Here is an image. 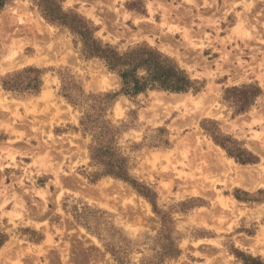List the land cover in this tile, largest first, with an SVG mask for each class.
Masks as SVG:
<instances>
[{
  "label": "rangeland",
  "instance_id": "1",
  "mask_svg": "<svg viewBox=\"0 0 264 264\" xmlns=\"http://www.w3.org/2000/svg\"><path fill=\"white\" fill-rule=\"evenodd\" d=\"M54 1L120 53L168 56L197 91L122 94L37 0L5 7L0 264H264V0ZM102 147L136 186L105 173Z\"/></svg>",
  "mask_w": 264,
  "mask_h": 264
},
{
  "label": "trees",
  "instance_id": "2",
  "mask_svg": "<svg viewBox=\"0 0 264 264\" xmlns=\"http://www.w3.org/2000/svg\"><path fill=\"white\" fill-rule=\"evenodd\" d=\"M15 0H0V12ZM41 11L47 21L65 26L79 36L82 41V52L87 58H100L108 69L117 73L122 80L121 93L134 97L148 90L159 89L174 93H186L190 90L197 91L196 82L175 61L168 56L150 47L137 46L124 53L118 52L108 44H103L96 39L92 23L78 14L63 11L62 7L54 0H37ZM250 96L244 98L245 105L239 107L236 113L249 109L253 99L261 94V90L254 86ZM247 104V105H246ZM82 125H85L82 122ZM222 144V143H221ZM227 149L229 155L243 164L255 163L257 159L248 152ZM104 147L94 148L92 156L105 165L106 174L115 176L136 186L128 176L124 158H115L104 152ZM237 152V153H236ZM138 189V188H137ZM146 197L145 192L140 191ZM5 242L4 235L0 234V248Z\"/></svg>",
  "mask_w": 264,
  "mask_h": 264
},
{
  "label": "bare ground",
  "instance_id": "3",
  "mask_svg": "<svg viewBox=\"0 0 264 264\" xmlns=\"http://www.w3.org/2000/svg\"><path fill=\"white\" fill-rule=\"evenodd\" d=\"M15 64H17V63H15ZM14 66V65H13ZM16 66V65H15Z\"/></svg>",
  "mask_w": 264,
  "mask_h": 264
}]
</instances>
